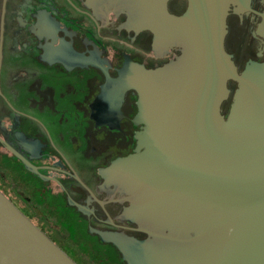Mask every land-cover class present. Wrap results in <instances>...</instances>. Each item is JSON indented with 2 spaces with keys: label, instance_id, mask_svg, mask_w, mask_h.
<instances>
[{
  "label": "flooded vegetation",
  "instance_id": "obj_1",
  "mask_svg": "<svg viewBox=\"0 0 264 264\" xmlns=\"http://www.w3.org/2000/svg\"><path fill=\"white\" fill-rule=\"evenodd\" d=\"M137 2L0 0V190L77 264H182L189 246L167 222L133 213L113 174L142 150L144 127L138 93L116 80L128 63L155 69L183 50L136 24ZM165 4L181 16L189 0ZM263 22L264 0L230 5L225 49L239 72L264 61ZM237 86L228 82L225 118Z\"/></svg>",
  "mask_w": 264,
  "mask_h": 264
},
{
  "label": "water",
  "instance_id": "obj_2",
  "mask_svg": "<svg viewBox=\"0 0 264 264\" xmlns=\"http://www.w3.org/2000/svg\"><path fill=\"white\" fill-rule=\"evenodd\" d=\"M150 1L136 24L158 44L180 43L182 55L155 69L128 63L116 80L120 93H138L144 127L142 150L113 174L133 193V213L185 235L175 236L189 243L182 264H264V61L239 72L225 49L230 5L250 0H189L181 16ZM230 80L238 86L225 118ZM0 264L77 263L0 190Z\"/></svg>",
  "mask_w": 264,
  "mask_h": 264
}]
</instances>
